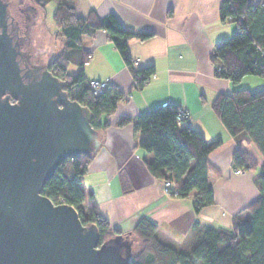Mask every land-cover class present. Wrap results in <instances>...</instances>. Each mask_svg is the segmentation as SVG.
<instances>
[{"label":"crops","instance_id":"1","mask_svg":"<svg viewBox=\"0 0 264 264\" xmlns=\"http://www.w3.org/2000/svg\"><path fill=\"white\" fill-rule=\"evenodd\" d=\"M221 1L74 0L77 15L85 16L92 10L100 17L112 13L129 29L153 33L148 39L133 38L129 42L137 68L155 66V73L142 87L137 86L105 30L84 37V47L90 54L84 64L86 76L105 79L124 93L116 111L103 117L110 125L99 131L101 146L83 177L85 206H89L92 193L98 212L107 218L112 230L130 231L140 218L146 217L159 226L164 242L188 250L198 237L193 230L195 221L231 227L236 213L260 195L256 177L264 162L261 152L246 134L231 135L212 107L219 93L242 85L217 76L210 59L214 44L229 39L237 29L234 22L221 21ZM262 1L249 0L251 4ZM52 2L58 6L62 0H51L47 10ZM248 81L264 85V81L253 78ZM167 102L185 109L191 125L208 141H222L209 155V183L215 202L199 213L193 208L191 195L168 194L164 180L149 171L147 160L152 154L139 145L134 122L119 125L123 118L134 120ZM237 149L254 160L253 168L235 167L233 156Z\"/></svg>","mask_w":264,"mask_h":264},{"label":"trees","instance_id":"2","mask_svg":"<svg viewBox=\"0 0 264 264\" xmlns=\"http://www.w3.org/2000/svg\"><path fill=\"white\" fill-rule=\"evenodd\" d=\"M33 7L44 9L51 0H31ZM222 22L231 21L237 29L229 39L216 42L210 54L215 74L234 84L246 75L264 77V0L251 4L249 0H222L219 8ZM31 14L25 23L26 45L30 44V26L35 20ZM57 35L63 46L49 61L36 59L26 49L30 62L47 64L49 70L64 82L69 96L87 106L92 112V126L101 131L110 123L103 117L112 115L124 93L108 85L95 93L86 76L84 64L89 52L84 37L105 30L131 70L138 87L144 86L155 73V66L137 68L129 51L133 38L145 40L153 36L149 31H135L125 27L114 14L103 17L92 10L85 16L77 15L74 0H62L53 13ZM70 64L78 66L76 73L68 71ZM212 107L231 135L246 134L264 158V87L253 90L237 87L231 92L219 93ZM182 107L167 102L150 108L134 120L123 118L119 125L134 122L139 133V145L152 154L147 160L149 171L160 179L171 180L177 196H192L196 213L215 202L209 183L211 168L209 155L221 144V139L208 141L204 134L191 125L188 115L181 116ZM96 153H84L67 158L44 186L54 203H68L76 207L84 224L95 223L100 242L123 233L134 239V257L129 264H264V162L256 177L260 195L236 213L231 227L193 224L198 236L188 250H181L164 242L159 226L146 217L140 218L132 230H112L109 221L98 212L94 195L86 193L83 177ZM236 168H253L254 160L237 149L233 156Z\"/></svg>","mask_w":264,"mask_h":264},{"label":"water","instance_id":"3","mask_svg":"<svg viewBox=\"0 0 264 264\" xmlns=\"http://www.w3.org/2000/svg\"><path fill=\"white\" fill-rule=\"evenodd\" d=\"M24 30L0 0V264H129L134 239L100 242L95 223L44 194L60 164L96 153L101 139L91 110L47 64L30 62Z\"/></svg>","mask_w":264,"mask_h":264},{"label":"rangeland","instance_id":"4","mask_svg":"<svg viewBox=\"0 0 264 264\" xmlns=\"http://www.w3.org/2000/svg\"><path fill=\"white\" fill-rule=\"evenodd\" d=\"M9 2V0H7ZM10 3V2H9ZM16 3V4H15ZM31 0H12V4L10 7L12 8L13 5H16V8L19 6L22 8V12L19 14L22 15V19L25 18V14L29 13L30 15L33 14L31 10H28V7L32 4ZM12 5V6H11ZM48 5V4H47ZM47 5L44 9H38L35 15V20L32 22L30 26V44L24 45V49H31L34 57L36 59H40L42 62L49 61L55 54H57L63 46V40L61 37L57 35V26L53 20V13L57 7L52 2L48 8ZM53 6V9H52ZM37 17L40 20H37ZM23 24V21L22 23ZM24 26V24H23ZM68 71L70 73H76L78 71V66L75 64H70ZM253 78L257 81H264V77L254 76V75H246L243 79L239 82L241 83V87H252L253 90L259 89L264 87V85L250 83L248 79ZM259 86V87H258ZM237 172V170H236Z\"/></svg>","mask_w":264,"mask_h":264},{"label":"built area","instance_id":"5","mask_svg":"<svg viewBox=\"0 0 264 264\" xmlns=\"http://www.w3.org/2000/svg\"><path fill=\"white\" fill-rule=\"evenodd\" d=\"M108 85H109V82L105 79H90V86H91V88H93L95 93L103 92V90L105 88H107ZM180 114H181V116H186L187 111L182 108L180 110ZM237 172H242V170L237 169ZM164 185H165V191L168 194H172V195L176 194V190L173 188V184H172L171 180H165Z\"/></svg>","mask_w":264,"mask_h":264},{"label":"flooded vegetation","instance_id":"6","mask_svg":"<svg viewBox=\"0 0 264 264\" xmlns=\"http://www.w3.org/2000/svg\"><path fill=\"white\" fill-rule=\"evenodd\" d=\"M10 4H12V0H10ZM16 4V3H15ZM12 6V5H11ZM22 8H20L19 6L16 8V5H13L12 6V8H11V14H12V17L14 18V20L15 21H17V22H19L20 24L22 23V21H23V24L25 25V21H26V19H27V17H29L30 16V14L29 13H27V14H25V18H21L22 17V15H20L19 14V12L21 13L22 12ZM28 10H31L32 12H34L35 11V9L33 8V7H28ZM25 32V30L23 31V33ZM24 45H25V42H24V40L22 41V45H21V47L23 48V50H25L26 51V49H24Z\"/></svg>","mask_w":264,"mask_h":264}]
</instances>
